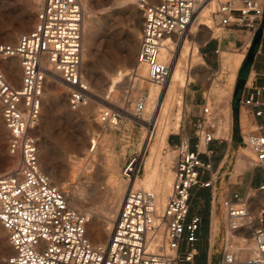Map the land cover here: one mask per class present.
Returning a JSON list of instances; mask_svg holds the SVG:
<instances>
[{"label":"built area","instance_id":"obj_1","mask_svg":"<svg viewBox=\"0 0 264 264\" xmlns=\"http://www.w3.org/2000/svg\"><path fill=\"white\" fill-rule=\"evenodd\" d=\"M143 14L137 62L149 70L148 79L166 86L172 76L178 45L193 35L199 13L207 0H137ZM222 28L244 32L239 51L246 58L259 39L255 57L264 56V4L262 0H227L214 12ZM209 28V27H208ZM211 29V27L209 28ZM84 7L81 0H43L37 23L16 44H0V57L19 59L20 87H15L0 68V105L9 133V155L20 159L17 170L0 176V223L14 254L7 264H181L198 255L202 226L190 217L192 190L213 188L214 180L202 182L212 164L209 145L216 109L205 103L196 123L195 143L182 138L172 146L174 180L164 207L145 189H132L124 197L110 238L94 244L88 236L89 215L69 204L67 193L55 186L42 169L38 128L47 83L65 89L72 110L89 106L97 96L83 69ZM176 50L163 61L167 46ZM216 53L219 55L220 51ZM254 67V66H253ZM264 73L251 68L242 105L264 114ZM145 103L135 112L105 107L101 124L114 127L129 118L143 120ZM256 166L264 169V125L247 137ZM140 171L128 165L125 176L137 180ZM264 192V185L259 188ZM226 228L219 264H264V211L255 213L250 198L234 195L224 201ZM183 243L189 250L181 254ZM245 255L242 260L241 257Z\"/></svg>","mask_w":264,"mask_h":264},{"label":"rangeland","instance_id":"obj_2","mask_svg":"<svg viewBox=\"0 0 264 264\" xmlns=\"http://www.w3.org/2000/svg\"><path fill=\"white\" fill-rule=\"evenodd\" d=\"M82 1L87 6V8L84 10V20L85 24L87 23V29H90V27H92L95 31V36L91 45V56L85 60V66H83V69L86 78L88 79V81H90L89 83L93 92L101 98L92 100V102L90 103L91 107L89 108H93L96 106L99 112L98 114L93 115L92 113H88V108H81L82 110H72L69 106L67 100L68 96L65 89L62 87L59 88V86L54 87L53 90L51 89V91L48 90L45 92L44 104L39 126L34 131V134L40 141L41 149L43 144L47 145L48 147V158L46 159L44 158V156L40 157L43 171H54L57 175L56 181L61 184L60 189L62 188L61 190L65 191L66 193L72 194V192H80L84 190L82 196L83 200L78 204V206L80 210L89 213L90 209H92L93 207H95L92 209L94 211H103L100 207H102L103 205V199H105L110 190H112L113 183L110 180L111 173L107 168L108 165H106L101 158H97L96 161H92V159L87 160V157L79 153V144L87 142V140L89 141L91 136H103V138H108L111 146L105 147L102 145L100 146V149L101 153L111 152L115 157H117L118 170L120 171L123 182L125 183L121 188L122 191L120 198L122 203L125 195L131 190V188H129V190H126V183L128 178L125 176V170L128 165L133 164L137 159V170H139L140 173L138 177L139 180L137 179L136 181L139 182L144 177L145 161L149 155L150 148L156 143V133H154L152 140L147 145L145 137L148 133V126L143 120H135L129 118L125 123L113 128H109L107 127V125H102L100 122L101 114L107 106L120 108L130 113L135 112V109L140 102H144L146 106V98L149 93V87L151 86L150 84H152V82L148 79V76L145 80V88L141 92H138L136 89H134V84L126 85L125 82L121 83V86L119 87L120 89H116V91L114 92L119 99L117 103L104 101L102 96V94L107 89L105 83L108 80L107 77L109 74L115 75L119 69L135 70V65H137L140 40L138 42V45L136 44L133 46V44L135 43V35H138V37L141 36L140 32L142 31L144 21L143 14L137 5V1ZM211 1L212 0H208L207 4ZM225 1L227 0H219V4L214 9H211L208 12V16L206 18L207 21H205L212 27L214 36L215 34H218L216 36L221 35V30H219V27H217L216 24L218 23V19L214 12L217 11L219 5ZM114 2L117 6H115ZM32 4V0H0V44H16L19 40V37L29 33L34 28L35 24L37 23V15L39 10L41 9V6L40 8H38L36 18L32 26L26 28L25 31H23L24 33H17V30L21 24L20 18L24 17L27 14ZM86 11H88L87 15ZM7 32L13 34V37H8L6 35ZM207 38L208 37H198V40H196L192 35L188 39H185L178 47L177 58H180L182 53L181 49H183V46L186 42H189L190 46L197 45V47L200 48V45L204 43ZM198 41L199 43L196 44ZM237 53H239V51L232 54L237 55ZM223 55L225 56L226 53H224ZM17 60L19 63V59ZM248 72L249 67L246 66L241 74L242 81L245 80ZM228 76L229 71L227 69H224V72L218 73L210 80V75L201 72L200 76L198 75L195 81H192L195 82L194 84L199 88L209 89L212 86V93L217 98V100L215 105L210 100L208 104L218 109L219 113L225 114L227 116L229 115L230 111L222 110L221 102L224 94V88L227 84ZM186 92L184 94L185 97ZM50 95H60L61 102L59 107L48 104V97ZM162 109L163 106L160 107L159 113L162 111ZM177 109L178 108H175V113L177 112ZM72 114H82L84 116L83 118H80L78 120L76 118H73L74 115ZM0 116L3 123V132L0 135V145L4 156L6 157V160H2L0 156L1 176L9 173V167L11 165V161L9 160V158L14 160H18L19 158L11 157L9 155V133L4 123L1 105ZM143 117L144 112L142 113V118ZM195 120L196 118L193 117V114H189L188 112H186L185 105L184 117L181 126L184 127V132L189 136H192L193 134ZM180 131L181 128L179 130V133ZM171 135H169V137ZM141 143L144 144L142 149L143 151L138 150V147ZM162 154L163 157L166 158L167 164L169 165V159L171 155L174 157L173 151L170 150L169 146H167L164 147ZM78 157H82L84 160L80 162L78 160ZM15 165L19 166V163H16ZM171 166H173V164H171ZM86 167L87 169H84ZM171 176H173L172 179L174 180L173 173L171 174ZM134 181L135 180L133 179V182ZM96 190H98L97 194L95 193ZM169 194L170 192L167 194V196H169ZM101 196H103L104 198ZM4 238L6 239L5 242L8 243L6 232L4 234ZM10 256L11 255L5 252L4 246L0 244V264H7V259ZM244 258L245 255L241 257L242 260ZM218 260L219 257H215V264L218 262Z\"/></svg>","mask_w":264,"mask_h":264},{"label":"bare ground","instance_id":"obj_3","mask_svg":"<svg viewBox=\"0 0 264 264\" xmlns=\"http://www.w3.org/2000/svg\"><path fill=\"white\" fill-rule=\"evenodd\" d=\"M32 1H33V4L31 8L29 9V11L27 12V14L24 17L20 18L21 24L17 30V33L23 32L25 31L26 28H29L30 26H32L36 18L38 8H40V6H42V3H43V0H32ZM111 1H114V0H111ZM82 4L85 10L87 8L86 4L83 3V1H82ZM218 4H219V0H212L210 3H208L206 6H204V8L200 10L199 19H198L199 24L197 25V27L194 28V31H193V37L196 40H198V37L199 38L207 37L209 34L211 35V31L213 29L205 21H207L206 18L208 16V12L211 9H214ZM115 6L117 5L115 4ZM87 13L88 11H86V15ZM86 24L84 20L83 66H85V60L91 56V45L93 42V38L95 36V31L93 30V28L90 27V29L89 28L87 29ZM208 27L209 28L211 27V29H209ZM6 35L10 38L13 37V34L9 32H7ZM216 35L218 34H215V36ZM139 40H140V36L138 37V35H135V43L133 44V46L136 44L138 45ZM198 43L199 41L196 44ZM176 49L177 48H175L174 45L167 46L162 53V60L169 61L174 53V50ZM181 50H182V53H181L180 58L179 59L176 58L175 60V66H174L172 76H171L169 83L166 86H160V85H156L153 83L150 84L151 86L149 87V93L146 98V108L144 111L143 121L148 126V133L145 137L146 144L148 145V143L152 140L154 133H156V143L150 148L149 155L145 161L144 177L139 182L138 181L133 182V180L128 179L129 181L127 180V183H126V186H127L126 190L127 189L129 190V188H131V190L142 188L147 191L154 192L157 196V201L160 207H164L163 205L165 203V200H167L168 198L167 194L171 192L170 188L172 187V180H173L172 179L173 176H171V174L173 173V169L171 166L173 162V156L171 155L169 159V165H168L166 158H164L162 154L163 149L164 147L169 146V142H168L169 135L177 133L181 128V123L183 121L184 111H185L184 94L187 91L188 84L192 81H195L198 75L200 76L201 72H204L205 74L208 75L209 69H210V68L208 69L205 62L203 61L199 47H197V45L190 46L189 42H186L183 46V49ZM176 53H178V49L176 50ZM243 57H244L243 54H238L236 56V62L238 65L241 64ZM0 68L5 73L8 80L15 87H20L21 78H22V68H21L20 62L18 63V60L16 58L3 59L0 57ZM148 75H149L148 68L144 66H140L138 62H137V65H135V70L134 69L133 70L119 69L115 75L109 74L107 77L108 80L105 83V86H107V89L105 90L103 94L101 93L103 96V100L117 103L119 99L115 95L114 92L116 91V89H120L119 87L121 86V83H124V82L126 85L134 84L135 85L134 89H136L138 92L143 91L145 88V80L147 79ZM86 80L88 84L90 85L89 83L90 81H88L87 78ZM54 87H58V85L56 83L48 82L45 92L48 90L51 91V89L53 90ZM231 96H232V90H228L226 94L224 95V97L222 98L223 106H229ZM44 98H45V94H44ZM60 100H61L60 95H50L48 97V104L59 107L60 102H61ZM162 106H163V109L159 113V109ZM89 107H91V104L87 107H84V109L88 108V113H92L93 115L98 114L99 111H98V108H96V106L93 108H89ZM175 108H178L176 113H175ZM72 115H74L73 118H76L78 120L80 118H83L84 116L82 114H72ZM229 116H230V113H229ZM107 127L113 128L114 126L108 125ZM2 132H3V123H2L1 116H0V135L2 134ZM88 143H89V147H88ZM79 145H80L79 153L81 155L87 157V160L92 159V161H96L97 158H101L102 161L106 165H108L107 168L111 173L110 180L113 183V187H112V190H110V192L108 191L109 194L107 195V197L103 199V205L102 207H100L103 211L102 212L94 211L92 209L95 207H93L92 209H90V212L87 213L89 215V223L87 225V230H88V236L91 242L94 244H97V243L103 244V243H106L108 239L110 238L116 216L121 206V198H120L121 191H122L121 188L122 186H124L125 183L123 182L121 173L118 170L117 157H115L111 152L101 153L100 146L102 145L105 147L111 146V143L109 142L108 138H103V136H100V137L91 136L89 141L87 140V142H83ZM143 145H144L143 143L139 145L138 147L139 151L143 149ZM0 153H1L0 155L1 159L6 160V157L3 154L1 145H0ZM48 155H49L48 147L47 145L43 144L42 149L40 148V157L44 156V158L47 159ZM250 157L251 156L248 152H244L241 155L240 159L248 163L250 161ZM9 160L11 161L10 167L8 166L9 173H12L13 171L17 170L18 166H16L15 164L20 163V159L14 160V159L9 158ZM78 160L82 162L84 159L82 157H78ZM137 161L138 160L136 159V161L132 164L133 169L137 168V165H136ZM84 169H87V167ZM44 172L50 178V180H53L52 183L55 186L60 188L61 184L58 181H56L57 175L55 174V172L54 171L48 172L47 170H45ZM94 187H97V186H94ZM83 192L84 190L80 192H72V194L67 193L69 204L78 210H80L78 204L83 200L82 198ZM97 192L98 190L95 191L96 194ZM5 232L6 231L3 229L0 223V244L4 246L5 252L7 254L12 255L14 253V250L11 247V245L8 244L9 242L8 243L5 242L6 240L4 238Z\"/></svg>","mask_w":264,"mask_h":264},{"label":"crops","instance_id":"obj_4","mask_svg":"<svg viewBox=\"0 0 264 264\" xmlns=\"http://www.w3.org/2000/svg\"><path fill=\"white\" fill-rule=\"evenodd\" d=\"M262 1L264 4V0ZM216 24L221 30V35L214 36V32L211 31V35L207 36L199 50L206 66L210 68L209 80L218 73L224 72V69L229 71L223 97L228 90H232V96L229 106H223L221 102V109L229 110L230 116L219 113L215 108L216 117L212 130L215 139L209 145L211 154L202 156L203 161L212 164V170L205 172L201 177L202 182H207L212 176L214 187H195L192 190L190 217L199 216L202 219L197 243L198 255L192 263L181 264H215V257H219L217 263H220L226 228V214L223 206L225 200L232 199L234 195L250 198V207L253 212L258 213L260 209L264 211V192L259 191V188L264 185V169L254 164L253 155L247 146V137L256 132L259 126L264 125V114L259 117L256 114L258 109L242 105L248 96L244 87L245 81L251 68L264 73V56L254 59V55L247 65L250 53H255L260 46L257 39L249 55L246 58L243 57L241 64L238 65L236 56L243 54L239 48L244 39V32L238 29L222 28L219 23ZM217 50L220 51L219 55L216 53ZM237 51H239L237 55L232 54ZM224 53H226L225 56ZM246 66L249 67V72L242 81L241 74ZM194 83H189L185 97L186 112L193 114L196 118L193 134L189 136L181 126L180 133L178 131L169 137L170 147L177 145L182 138H191L195 143L196 123L202 115L203 106L209 100L214 105L216 103L217 98L212 93V86L204 89ZM263 83L264 80H261L260 84ZM245 151L252 156L248 163L240 159ZM188 250V245L183 243L181 254L187 253Z\"/></svg>","mask_w":264,"mask_h":264},{"label":"water","instance_id":"obj_5","mask_svg":"<svg viewBox=\"0 0 264 264\" xmlns=\"http://www.w3.org/2000/svg\"><path fill=\"white\" fill-rule=\"evenodd\" d=\"M257 41H258V40H257ZM257 41H256V42H257ZM253 56H254V52H251L250 55L248 56L247 65L252 61Z\"/></svg>","mask_w":264,"mask_h":264}]
</instances>
